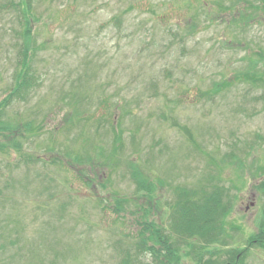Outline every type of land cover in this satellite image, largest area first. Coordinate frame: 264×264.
I'll list each match as a JSON object with an SVG mask.
<instances>
[{
  "label": "rangeland",
  "instance_id": "obj_1",
  "mask_svg": "<svg viewBox=\"0 0 264 264\" xmlns=\"http://www.w3.org/2000/svg\"><path fill=\"white\" fill-rule=\"evenodd\" d=\"M5 4L0 102L27 40L22 14ZM32 9L40 85L5 122L33 125L17 136L34 160L1 148L3 131L0 264H121L126 251L130 264H160L139 242L144 213L131 212L145 204L168 226L175 189L201 184L224 188L229 208L223 242L205 257L245 247L264 220V80L246 76L254 65L264 79L263 1L34 0ZM60 149L84 165L70 167ZM91 158L88 179L80 170ZM133 168L155 182L154 197L136 194ZM189 243L170 241L178 264L200 263L201 242ZM244 264H264V249L252 247Z\"/></svg>",
  "mask_w": 264,
  "mask_h": 264
},
{
  "label": "trees",
  "instance_id": "obj_2",
  "mask_svg": "<svg viewBox=\"0 0 264 264\" xmlns=\"http://www.w3.org/2000/svg\"><path fill=\"white\" fill-rule=\"evenodd\" d=\"M3 1H5V5L14 8L15 11H17L19 14H22V18L27 24L24 30V35L27 40L25 42L24 48L20 52V57L18 60L19 65L17 66V68H19L16 71L14 86L0 102V135H2L4 130L8 132L4 135L8 139L7 143H4L1 148L4 147V149L7 150L12 147V149L17 152L19 157L21 156V158H24L25 161L30 162L34 159H29L30 157H26L25 153H23L24 143L26 141H22L21 139L24 136H21L20 133L19 136H17V133L19 131L18 129L20 128H23L24 131L31 132L34 129L33 125L26 124L23 126L21 123L10 124L9 121V123L5 122V115L7 108H9L15 102L26 101L27 97H29L40 85V76L34 72L32 65L33 60H35L37 47L35 45L31 47L32 23L37 21L38 18L33 13L32 9V2L34 0ZM261 1L264 3V0ZM251 7L255 6L253 5ZM253 64L255 63L253 62ZM255 68L256 67L253 65L250 70L251 73L246 74V76L256 85H258L259 80L264 79L257 76L259 72H256L258 70ZM74 110L75 111L71 112V115L79 112L77 108ZM24 135H26V133ZM32 136L33 135H27L26 137H28L30 140ZM121 141V134H117L114 142L119 144ZM116 153L117 149L115 148V150H113V152L110 153L108 157H111ZM56 155H58L57 157H70L68 162L70 167L84 165V160L79 155L71 157L70 153L67 151L64 152L62 149H60ZM36 160L43 161L44 163L47 159L43 160L37 158ZM87 163L91 164L90 168H82L80 172L82 173V176L91 179L90 175L88 174L93 173V159L91 158ZM129 165L134 167L133 162L129 163ZM103 174H105V171ZM130 175L133 181H135L137 195L139 194L144 199L155 196L157 191L156 184L152 179L149 178V176H145L141 171L136 170L135 168L132 169ZM260 188L264 190V181L261 182ZM174 194L176 196L174 198L173 204L170 205L171 214L168 217V226L165 222H159V224H157L156 221L150 217V215H152L156 209L152 208L147 210L145 204H137V210L131 212L133 215L137 214L139 211H142L141 214L144 213L142 220H137V234L139 236V242L142 244L141 247H143V250L150 251L151 255H153L157 260L161 257L163 258L164 261L160 260V264L179 263V258L181 256L179 254V249L181 247L173 249L170 246V241L176 237L177 239L180 238L181 241L184 242L185 246L188 247L193 246L189 243V241L196 240L201 242L199 246L201 251L195 254L196 256H200L201 261L199 260V264H244L246 257L248 256V253H250L252 247L256 246L258 248L264 249L263 220L258 232L254 233L248 238L245 247L238 246L229 248L226 244L227 242L225 241V246H227V249L225 254H223V261H219L217 259L214 261V258L207 259L205 254L212 256V250L210 249L211 245H215L218 242L222 243V239L227 233L225 219L229 214V208L227 209L223 202V196L225 195L224 188L217 186L214 187V189L209 190L208 186H203V184L194 188L180 186L177 188V190L175 189ZM125 204H128L127 198H121L117 200V204L114 206L117 215H121L122 211H125ZM168 228L171 230V233L165 235L164 232ZM195 246L196 245L193 247ZM130 259L131 257L126 251V255L121 264H130Z\"/></svg>",
  "mask_w": 264,
  "mask_h": 264
}]
</instances>
